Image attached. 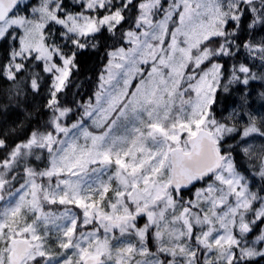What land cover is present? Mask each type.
Returning a JSON list of instances; mask_svg holds the SVG:
<instances>
[{"label":"snow or ice","instance_id":"1","mask_svg":"<svg viewBox=\"0 0 264 264\" xmlns=\"http://www.w3.org/2000/svg\"><path fill=\"white\" fill-rule=\"evenodd\" d=\"M0 264H264V0H0Z\"/></svg>","mask_w":264,"mask_h":264}]
</instances>
